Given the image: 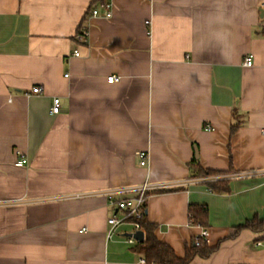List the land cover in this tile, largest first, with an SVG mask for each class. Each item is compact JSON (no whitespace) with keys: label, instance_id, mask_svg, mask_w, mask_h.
<instances>
[{"label":"crops","instance_id":"obj_1","mask_svg":"<svg viewBox=\"0 0 264 264\" xmlns=\"http://www.w3.org/2000/svg\"><path fill=\"white\" fill-rule=\"evenodd\" d=\"M103 1L0 0V264H142L104 193L147 178L176 256L205 228L217 249L191 264H264V232L238 231L264 221V0ZM200 169L254 175L214 193Z\"/></svg>","mask_w":264,"mask_h":264},{"label":"built area","instance_id":"obj_2","mask_svg":"<svg viewBox=\"0 0 264 264\" xmlns=\"http://www.w3.org/2000/svg\"><path fill=\"white\" fill-rule=\"evenodd\" d=\"M115 0H104L103 1V8L105 10V16L106 18L112 17V8H113V2ZM99 10L94 9L92 11V17L96 18L99 16ZM89 38V31L87 29H84L83 32L79 35V39L87 43ZM74 55L76 57L80 56L79 51H75ZM246 67H252L253 66V56L249 55L248 58L245 61ZM119 78L116 76H111L108 78L109 83H114ZM42 92L41 88H34L33 93L39 94ZM62 111V105L59 98H55L53 101L51 113L53 115H58ZM211 127H207V130H210ZM26 159H22L19 161L18 165L21 166L24 163H26ZM148 162V153L142 152L140 154V165L145 167L147 166ZM253 173H242V174H234V175H227V176H207L204 178L196 179L194 181L196 182H217L220 180H226V179H235V178H243V177H250L253 176ZM167 185H159V184H153L149 181V178H147L146 182L140 186H128V187H120L115 189H110L106 191L104 194L106 195V198L108 199V203L116 207L118 211L122 213L121 217H118L117 215L113 216L109 219L108 223L110 225V229L108 231V238L112 239L113 236L116 233V230L119 226L123 224H130L134 227V233L141 231L140 224L138 223L139 220H141L146 215V202L149 198V194L153 191L161 190L167 188ZM9 205L11 202H0V205ZM135 220V221H133ZM208 232L207 229L202 228L201 234L196 237L194 240L195 246H200L203 242L207 240ZM128 243L130 244H136L137 240L133 237H130L128 239ZM142 264H147L145 259H141Z\"/></svg>","mask_w":264,"mask_h":264},{"label":"trees","instance_id":"obj_3","mask_svg":"<svg viewBox=\"0 0 264 264\" xmlns=\"http://www.w3.org/2000/svg\"><path fill=\"white\" fill-rule=\"evenodd\" d=\"M217 172L198 170L197 176L215 175ZM211 190L214 193L228 192V185L224 181L210 184ZM191 220L194 224L202 227L206 226L208 211L205 206H191L190 207ZM135 221V220H133ZM141 231L144 232L145 238L143 243H139L136 247V252L143 255L147 264H191L196 257L208 258L215 251L216 247H210L205 242L200 246L189 248L183 258L176 256L174 251L165 243L160 242L155 236L156 227L146 220V215L138 221ZM250 229L254 232H264V221L257 218L246 223L244 226L238 228Z\"/></svg>","mask_w":264,"mask_h":264},{"label":"water","instance_id":"obj_4","mask_svg":"<svg viewBox=\"0 0 264 264\" xmlns=\"http://www.w3.org/2000/svg\"><path fill=\"white\" fill-rule=\"evenodd\" d=\"M134 239H136L139 243H143L144 242V232L143 231H138L135 234H133Z\"/></svg>","mask_w":264,"mask_h":264}]
</instances>
